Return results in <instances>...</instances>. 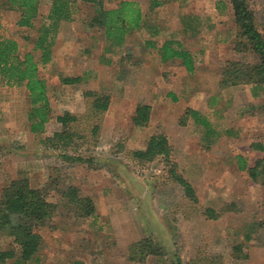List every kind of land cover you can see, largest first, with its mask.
Segmentation results:
<instances>
[{"label":"rangeland","instance_id":"1","mask_svg":"<svg viewBox=\"0 0 264 264\" xmlns=\"http://www.w3.org/2000/svg\"><path fill=\"white\" fill-rule=\"evenodd\" d=\"M54 1L40 0L34 25L23 27L19 10L0 0L1 32L17 39L22 55L34 51L40 60L36 41L44 26L53 27L52 59L40 66L50 100L44 129H31L32 105L25 86H0V192L13 178L26 177L59 206L40 230L39 260L172 264L180 258L186 264H264L263 177L254 180L238 160L241 155L252 167L264 158V86L259 93L250 84L219 86L225 61L256 60L250 51L234 50L237 30L231 1L135 0L144 12V26L116 47L102 30L89 26L94 5L73 0L72 19L57 22L50 18ZM103 1L111 8L122 0ZM249 2L264 34V0ZM169 40L193 55V71L179 58L162 59L160 49ZM77 76L80 82L62 81ZM90 89L112 96L99 136L76 137L66 150L47 148L46 138L59 127L57 116L82 115L84 92ZM140 103L153 109L146 126L133 123ZM193 107L207 117L211 130L190 116L183 123L186 110ZM158 132L167 135L178 171L193 184L198 201L170 177L164 160L141 163L131 156ZM69 186L94 200V215H77L67 204L63 192ZM145 237L162 247L163 254L149 255L143 262L130 260V245ZM0 246L14 247L8 238Z\"/></svg>","mask_w":264,"mask_h":264},{"label":"trees","instance_id":"2","mask_svg":"<svg viewBox=\"0 0 264 264\" xmlns=\"http://www.w3.org/2000/svg\"><path fill=\"white\" fill-rule=\"evenodd\" d=\"M73 0H55L52 5L50 18L71 20L69 5ZM95 7V13L89 26L103 31L105 39L112 47L122 46L130 32L144 26L145 17L140 4L135 0H122L116 7H105L103 0H82ZM233 7V19L237 30L234 50L237 53L252 52L256 56L254 62L240 59L225 61L221 72L219 86L226 89L230 86L250 84L254 92L264 86V34L258 27L255 9L249 0H230ZM10 9L20 12L18 24L31 27L39 16L40 0H7ZM158 4V2H157ZM1 8V3H0ZM3 23L0 18V86H25L32 108L29 113L32 131H41L50 120V100L48 96L47 81L40 75V66L48 64L52 59V42L49 40L52 28L44 26L38 37L35 50L41 51V59L36 60L34 51L20 53L16 38L1 32ZM175 44L177 46H175ZM163 60L179 58L188 71H193L195 64L193 55L181 44L173 40L165 41L160 49ZM81 77H64L62 81L67 84L80 82ZM263 89V88H262ZM256 93V94H257ZM86 111L82 115L66 112L57 116L59 124L51 136L45 140L47 148L62 149L74 146L76 137L96 139L100 134L101 122L104 114L109 110L112 96L109 93L97 90L84 92ZM152 114V106L140 103L136 107L133 123L137 126H146ZM188 116L196 123L211 130V123L203 114L193 108H188L183 123ZM81 121L86 123L85 132L79 130ZM80 123V124H79ZM131 156L138 162H152L161 158L168 166L170 177L184 190L185 195L198 201L193 184L178 171V163L173 158V147L162 132L152 134L143 148L135 149ZM81 159V158H79ZM240 169H248L254 180L263 177L264 158L248 167L243 156H238ZM67 204L76 209V214L89 217L95 214L94 200L89 196L81 195L76 186H69L63 192ZM67 197V198H66ZM58 204L54 203L47 191L33 187L28 178L12 179L5 184L0 192V243L2 239H10L14 247L2 248L0 246V263L6 264H44L38 258L43 245V228L55 215ZM208 214L216 217V211L208 208ZM236 250L242 253L240 246ZM163 249L151 237H145L133 242L129 247V259L143 262L149 255L160 256ZM237 257V256H236ZM240 257V255H238ZM79 264V262H75ZM172 264H186L180 258ZM190 264H203L200 260H193Z\"/></svg>","mask_w":264,"mask_h":264},{"label":"crops","instance_id":"3","mask_svg":"<svg viewBox=\"0 0 264 264\" xmlns=\"http://www.w3.org/2000/svg\"><path fill=\"white\" fill-rule=\"evenodd\" d=\"M171 96H173V95H171ZM187 106H189L188 104H187ZM193 109H195V110H198L199 112H200V110L199 109H197V108H194L193 107ZM152 111H153V109H152ZM201 113V112H200ZM152 115V114H151ZM171 144V143H170ZM173 147V146H172ZM16 179H17V177H15ZM15 178H13V179H15ZM18 178H22V177H18ZM30 184H31V186H33V187H37L36 185L34 186L32 183H31V181H30Z\"/></svg>","mask_w":264,"mask_h":264}]
</instances>
